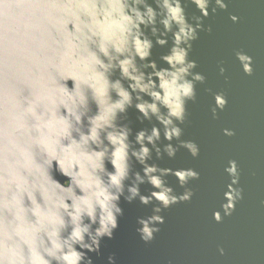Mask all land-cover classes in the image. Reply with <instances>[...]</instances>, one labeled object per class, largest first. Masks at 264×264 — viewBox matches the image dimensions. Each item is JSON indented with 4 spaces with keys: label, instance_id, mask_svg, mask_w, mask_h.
I'll use <instances>...</instances> for the list:
<instances>
[{
    "label": "water",
    "instance_id": "water-1",
    "mask_svg": "<svg viewBox=\"0 0 264 264\" xmlns=\"http://www.w3.org/2000/svg\"><path fill=\"white\" fill-rule=\"evenodd\" d=\"M181 2L188 22L194 23V17L202 14L197 0ZM109 3L114 0H0V264H19L11 251L14 244H19L27 254L19 221L15 220L10 204V191L16 189L14 173L23 172L21 165L25 164L26 154L32 152L39 156L37 142L45 131L38 130L43 123L37 119L41 107L47 106L55 113L47 129L55 132L59 102L68 105L75 96L83 104L80 114L86 126L87 119L96 115L97 110L104 117V110L112 100L122 99L117 95L120 86L106 85L105 80H119L120 85L132 93L133 103L126 112L114 109V118L106 116L107 122L131 130L129 151L139 149L140 143H146L147 136H152L153 129H159V139L153 136L155 144L148 145L153 149L148 163L172 170L156 175L173 189V195L179 196L186 190L193 195L187 202L162 210L164 223L153 225L159 231L148 243L141 241L137 233V220L153 215L152 208L157 202L145 206L138 198L131 204L122 198L120 206L124 215L119 219L113 238L101 242L99 254H90L93 264H107L109 255H114L116 264H264V0H223L224 9L210 0L209 15L201 17L202 27L182 65L187 67L189 60L196 62L194 69L180 74L181 80H193L195 98L181 97L185 114L180 124L181 136H173L171 140L176 148L173 158L167 156L163 147L169 143L165 138L166 129L172 127L164 121L171 119L179 123L180 120L171 115L174 105L164 98L172 87H161L163 81L156 76V71L173 67L164 59L172 55L173 48L187 47L183 39L176 40L184 24L174 20L169 11L167 5L174 0H140V7L151 5L154 9V20L149 22V17L145 16L146 23L139 30L132 29L123 36L116 31L113 35L109 20L93 7ZM130 3L131 0H120V10ZM232 16L237 18L235 22ZM137 35L141 40L151 41L150 55L143 60L136 52L134 38ZM101 37L116 44L119 52L112 44L106 45L112 67L103 79L92 85L94 90H89L85 85L90 83L91 73L76 57L84 45L95 51ZM161 39L167 42L158 43ZM248 57L251 58L250 75L246 74ZM120 59L130 61L127 67L130 71L135 68L134 76L150 73L147 79L156 80L155 87L148 84L144 92H140L119 70ZM149 61H154L156 67H149ZM189 73L203 75V83L194 80ZM50 75L64 82L69 90L74 82L71 96L65 88L54 86ZM170 79L171 76L164 75V80ZM100 90L104 91L103 95ZM153 90L161 93L160 99L151 95ZM137 96L143 99L137 100ZM223 98L226 104L219 109ZM50 100L57 103L53 105ZM145 101L158 105L157 112L149 110L147 119L135 107L136 103ZM108 130L115 133L120 128ZM141 130L146 137L138 142L136 134ZM227 131L233 134L228 136ZM183 141H192L198 146L196 158L191 157V149ZM155 145L161 148L160 159H157ZM229 161L236 162L238 183L233 187L240 190L241 198L235 200L233 211L225 216L221 206L227 202L224 194L231 180L225 172ZM129 165L131 173L143 175L144 165L135 157H130ZM105 167L113 170L108 161ZM181 169H193L199 173V178L181 187L183 181L175 175V171ZM53 175L63 182L58 172ZM100 175L106 177L107 174L101 172ZM131 181L136 182L134 176ZM155 190L146 176L145 183L140 185L141 194L148 195ZM214 212L220 213V222L213 219Z\"/></svg>",
    "mask_w": 264,
    "mask_h": 264
},
{
    "label": "clouds",
    "instance_id": "clouds-1",
    "mask_svg": "<svg viewBox=\"0 0 264 264\" xmlns=\"http://www.w3.org/2000/svg\"><path fill=\"white\" fill-rule=\"evenodd\" d=\"M210 0H197L198 8L202 10L200 16L194 17V23H189L184 15V8L181 0H174V3L168 4L169 11L173 19L184 24L176 35L177 42L181 39L187 43L186 48H173L172 55L164 59L173 67L158 69L156 76L163 81L161 87L171 86L172 91L165 94L164 98L167 103L174 105L171 115L179 117L180 122L168 119L165 124L172 127L166 129L165 138L169 143L163 147L167 151V156L173 158L176 155V148L172 145V137L179 138L182 134L180 124L184 120V110L181 108L182 96H188L191 100L195 98V84L193 80L184 78L181 80L180 74L185 73L188 69H194L196 62L187 61L191 49V42L197 39V32L202 27L201 17L209 15ZM215 5L221 9L226 7L223 0H214ZM140 0H131L130 5L120 10V0H114V3L93 5L98 14L103 15L109 20V28L113 29V35L118 31L121 36L125 33H131L132 29L139 30L141 25L146 23L145 16L149 17V22L155 18L154 9L151 5L140 7ZM215 7L212 9L214 12ZM233 22L236 17H230ZM167 25V21L164 22ZM131 27H128V26ZM155 31V29H153ZM92 36L96 35L90 32ZM136 52L143 60L150 55L151 41L141 40L137 35L135 38ZM166 39L158 41L160 44L166 43ZM112 44V48L119 52V48L111 40L101 37L96 42V50L84 45L81 48L80 55L76 59L84 64V67L91 73L88 77L90 83L86 84L89 90H94L92 85L96 80L104 78L105 72L112 67L108 60L110 50L106 46ZM99 53V54H98ZM247 73L251 74V58L248 57ZM130 64L128 59L119 60V70L133 81L135 87L144 92L148 84L156 85V80L147 79L151 74L141 72L139 76L132 75L127 67ZM180 65L179 67H177ZM149 67L155 68V62L149 61ZM224 69H220L223 74ZM171 76L170 80H164V75ZM194 80L203 83L204 76L200 73H189ZM95 78V79H93ZM54 86L65 88L69 95L75 90L74 82L71 90L64 82L56 81L54 76L49 77ZM142 81H144L142 83ZM104 83L112 86H120V92L117 94L122 99H115L105 108V116L97 114L87 119L86 126L83 123V116L80 110L83 107L80 99L72 96L70 103L66 105L60 101L59 116L56 117L58 128L55 132L47 131L52 125V117L55 113L51 112L47 106H42L37 117L38 121L43 123L38 127L45 129L41 132V139L37 142L40 150L37 157L32 152H28L25 158V164L21 165V170H16L14 175L17 180L16 189L10 191V204L14 209V218L19 221V230L22 232L21 241L27 245V254L20 248L19 244L12 246L13 256L19 259V264H62L67 261L68 264H93L90 254H99L101 242L104 239L111 240L113 233L119 226V219L124 215V209L120 206L121 199L131 204L137 198L142 205H149L156 201V206L152 208L153 215L147 219L140 218L137 220L139 227L137 233L144 243L150 242L154 233L159 231L158 227L164 223L163 216L160 215L162 210L179 202H187L191 199L193 193L190 190L184 191L181 195H173V189L165 184L156 173L167 174L172 172L168 168H160L157 164L148 163L149 154L153 150L148 145L155 144L153 136L159 139V129L154 128L152 136H147L146 143H140L139 149L129 151V133L130 129L121 127L114 123L107 122L106 116L116 115L114 109L124 113L127 107L132 106V93L120 85L119 80H105ZM132 87V85H129ZM103 95L104 91L100 90ZM152 96L161 98V93L153 90ZM218 97L222 95H217ZM137 100L143 97L137 96ZM55 105V100H50ZM223 109L226 101L223 98ZM135 107L143 114L144 118H150L149 110L152 113L158 111V105L145 101L136 103ZM63 109V114L61 110ZM215 116V111H213ZM105 121L103 124L97 121ZM120 128L113 133L108 129ZM233 133L227 131L230 136ZM137 141L145 140L146 133L141 130L137 134ZM99 141V143H98ZM191 149V157L196 158L199 154L198 146L192 141H183ZM157 159L161 158V148L155 145ZM135 157L144 165L141 172H130L129 159ZM105 161H108L113 170L108 171L105 167ZM59 173L63 178L61 180L54 177L53 173ZM106 173L101 176L100 173ZM225 172L231 178L228 185V191L225 192L224 198L227 202L221 208L224 215H230L234 209V202L241 198L239 189L233 186L238 183L237 166L235 161H229ZM152 174V175H149ZM175 175L179 176L183 187L189 180L199 178V173L193 169L176 170ZM134 176L135 183L131 181ZM148 177L149 183L155 191L148 195L140 192V185L145 183V177ZM187 177V179H185ZM27 201V205L25 203ZM6 207L8 204L6 203ZM29 216L32 219H29ZM213 219L220 222L221 215L219 212L213 213ZM223 254V250H220ZM107 264H116L114 255L107 257Z\"/></svg>",
    "mask_w": 264,
    "mask_h": 264
}]
</instances>
